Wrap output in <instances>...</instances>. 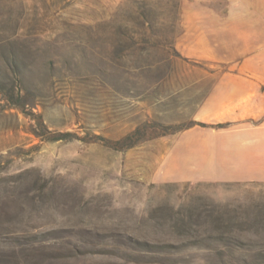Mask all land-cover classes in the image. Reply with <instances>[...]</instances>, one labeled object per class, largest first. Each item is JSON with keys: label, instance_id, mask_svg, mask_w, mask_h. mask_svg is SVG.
Returning a JSON list of instances; mask_svg holds the SVG:
<instances>
[{"label": "rangeland", "instance_id": "obj_1", "mask_svg": "<svg viewBox=\"0 0 264 264\" xmlns=\"http://www.w3.org/2000/svg\"><path fill=\"white\" fill-rule=\"evenodd\" d=\"M181 3L0 0V264H264L246 142L183 130L264 116H204L241 64L190 55Z\"/></svg>", "mask_w": 264, "mask_h": 264}, {"label": "crops", "instance_id": "obj_2", "mask_svg": "<svg viewBox=\"0 0 264 264\" xmlns=\"http://www.w3.org/2000/svg\"><path fill=\"white\" fill-rule=\"evenodd\" d=\"M180 13L190 55L209 62L241 64L242 71L222 77L233 79L238 91L227 98L207 99L204 116L213 122L264 116V88L259 91L264 85V0H182ZM226 106L228 110H224ZM202 129L246 142L232 155L235 165L227 167L234 170V181H264V117L225 127L193 125L183 130ZM216 162L212 168L221 169V159Z\"/></svg>", "mask_w": 264, "mask_h": 264}, {"label": "trees", "instance_id": "obj_3", "mask_svg": "<svg viewBox=\"0 0 264 264\" xmlns=\"http://www.w3.org/2000/svg\"><path fill=\"white\" fill-rule=\"evenodd\" d=\"M199 124L203 125V126L207 125V124L202 123V122H200ZM40 125H43V124L40 122ZM218 125L222 126L221 124H218ZM141 131H142L141 128H137L134 133L127 134L121 140H116V141L106 139V138H102L101 136H95V137L103 140L104 144L109 146V147H112L115 149H120L122 147H130V146L134 145L137 142V138L135 137V134L140 133ZM71 135L72 134L70 132L57 133V134L53 135L51 137V139L52 140L66 139V138H69Z\"/></svg>", "mask_w": 264, "mask_h": 264}]
</instances>
